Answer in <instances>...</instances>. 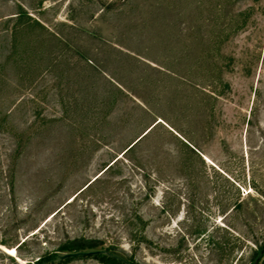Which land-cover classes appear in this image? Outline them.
<instances>
[{"label":"rangeland","instance_id":"1","mask_svg":"<svg viewBox=\"0 0 264 264\" xmlns=\"http://www.w3.org/2000/svg\"><path fill=\"white\" fill-rule=\"evenodd\" d=\"M70 241L261 264L264 0H0V264Z\"/></svg>","mask_w":264,"mask_h":264},{"label":"trees","instance_id":"2","mask_svg":"<svg viewBox=\"0 0 264 264\" xmlns=\"http://www.w3.org/2000/svg\"><path fill=\"white\" fill-rule=\"evenodd\" d=\"M134 146V145H133ZM95 244L91 242H83V241H70L66 245L61 247L62 251H66L68 253L75 252H84L83 254H89L96 257L103 264H139L135 260H127L119 254L112 252L110 250H96L92 252H85L84 250L87 247H94ZM263 250V259L261 264H264V247ZM73 256L65 257V261H69Z\"/></svg>","mask_w":264,"mask_h":264},{"label":"water","instance_id":"3","mask_svg":"<svg viewBox=\"0 0 264 264\" xmlns=\"http://www.w3.org/2000/svg\"><path fill=\"white\" fill-rule=\"evenodd\" d=\"M142 136H143V135H141L138 139H136V141H134V143L132 144V146L135 145V144L139 141V139H140ZM82 253H84V252L68 253V254H65L63 257L74 256V255L82 254Z\"/></svg>","mask_w":264,"mask_h":264},{"label":"bare ground","instance_id":"4","mask_svg":"<svg viewBox=\"0 0 264 264\" xmlns=\"http://www.w3.org/2000/svg\"><path fill=\"white\" fill-rule=\"evenodd\" d=\"M208 161H210V160H208Z\"/></svg>","mask_w":264,"mask_h":264}]
</instances>
